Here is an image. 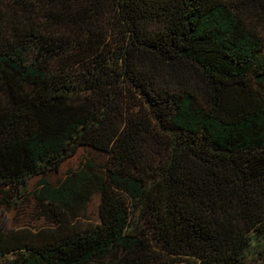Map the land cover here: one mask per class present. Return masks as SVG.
I'll return each mask as SVG.
<instances>
[{"label":"trees","instance_id":"trees-1","mask_svg":"<svg viewBox=\"0 0 264 264\" xmlns=\"http://www.w3.org/2000/svg\"><path fill=\"white\" fill-rule=\"evenodd\" d=\"M32 201L0 264H264V0H0V205Z\"/></svg>","mask_w":264,"mask_h":264},{"label":"rangeland","instance_id":"rangeland-1","mask_svg":"<svg viewBox=\"0 0 264 264\" xmlns=\"http://www.w3.org/2000/svg\"><path fill=\"white\" fill-rule=\"evenodd\" d=\"M88 158H98L100 163L104 161L102 156L87 150L80 149L75 156L68 159L61 167L58 173L49 177L50 181L56 183L58 180L64 178L70 170L77 169L82 163L86 162ZM36 179L32 180L29 185V192L35 188ZM98 198H94L88 205L85 216L82 217L81 225L88 223H95L99 220L98 214ZM47 226L46 222L38 215L34 207V201L20 205L14 210H9L5 206L0 205V228L4 233L17 232L21 230H39ZM1 263V260H0ZM248 264H259L256 258H249Z\"/></svg>","mask_w":264,"mask_h":264}]
</instances>
